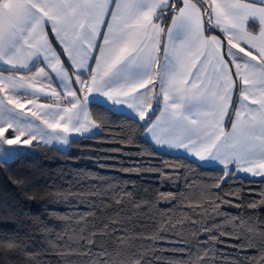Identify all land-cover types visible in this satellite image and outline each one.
<instances>
[{"label":"snow or ice","instance_id":"obj_1","mask_svg":"<svg viewBox=\"0 0 264 264\" xmlns=\"http://www.w3.org/2000/svg\"><path fill=\"white\" fill-rule=\"evenodd\" d=\"M57 87L67 98L65 106L37 103L41 96L58 100ZM0 93L3 144H16L23 136L28 145L33 140L67 144L73 133L95 138L106 120L102 112L89 113L90 102L114 114L131 110L137 122L145 121L142 127L153 146L184 149V156L199 166H222L221 178L239 172L264 177V0H0ZM25 104L36 109L29 110L30 117L24 115ZM18 154L0 148L5 163ZM108 195L119 204L132 193ZM209 198L213 222L199 227L208 233L200 242L208 245L206 251H212L219 236L234 234L223 229L234 217L216 223L211 212L219 209V196ZM133 204L136 209L148 204L151 213L155 201ZM168 211L159 210L161 219L151 233L155 239L164 238L159 232ZM120 216L117 211L99 229L87 232L86 221L77 234L80 243L61 254L87 257L86 264H125L114 257L121 256V246L130 238L126 232L112 237L118 241L112 253L90 247L97 232H116L110 225L121 223ZM260 235L258 245L251 238L235 245L257 249L237 264H264V230ZM20 247L13 235H0V252Z\"/></svg>","mask_w":264,"mask_h":264},{"label":"trees","instance_id":"obj_2","mask_svg":"<svg viewBox=\"0 0 264 264\" xmlns=\"http://www.w3.org/2000/svg\"><path fill=\"white\" fill-rule=\"evenodd\" d=\"M86 107L90 114L102 112L106 120L95 138L73 139L67 151L34 143L29 152L0 162V235L11 234L21 245L16 251L0 252V264H86L87 257L61 253L80 243L77 234L86 221L90 223L85 232L99 229L117 211L121 223L110 225L116 232L112 236L97 232L90 247L112 253L118 244L112 237L126 232L130 238L121 246V256L114 257L125 264H134L137 257L139 264H237L257 251L235 245L245 238L257 245L261 241V180L239 173L221 178V168L199 166L153 146L145 138V121L104 112L90 102ZM205 188L206 193L202 192ZM117 191L132 196L122 197L117 204L108 195ZM91 192L103 194L76 195ZM211 194L219 196V209L211 212L215 222L234 217L223 224L225 232L234 234L219 236L212 242V251H206L208 245L200 242L208 233L199 232V227L213 222L207 210L213 203ZM133 201H155V206L148 213V204L136 209ZM165 209L169 211L163 214L165 222L159 232L164 238L155 239L151 233L161 219L159 210ZM216 211H223L224 216L215 215ZM92 212L95 215L86 221L78 219Z\"/></svg>","mask_w":264,"mask_h":264},{"label":"crops","instance_id":"obj_3","mask_svg":"<svg viewBox=\"0 0 264 264\" xmlns=\"http://www.w3.org/2000/svg\"><path fill=\"white\" fill-rule=\"evenodd\" d=\"M204 20L206 21L207 20V17H204ZM214 22V21H213ZM205 27H207V24L205 23ZM219 32V29L216 30V32ZM214 34H217V33H214ZM52 33H49V39L51 40L52 39ZM205 35H207V32L205 33ZM53 44H55V41H53ZM47 71V69H46ZM3 75L5 76H9V75H19L20 73H16V72H3L2 73ZM69 76H71V73H69ZM57 92L59 93H63L61 91V89L59 87H57ZM3 95L0 93V97H2ZM233 99H235V97L233 96ZM89 101H91V95L89 96ZM21 103H24V98H21ZM37 103H58L61 107L65 106L66 104L65 103H62L60 104V102L57 101V99L55 98H49V97H45V96H41L40 99L37 101ZM9 107H12L11 105H9ZM117 107H126V106H117ZM29 110H32V111H35L36 109L34 108V106L32 104H25V108H24V115L26 116H29L30 117V111ZM17 111H20V109H17ZM229 111H231V109H229ZM128 116H130L131 118L133 119H136L134 116L131 115V110H129ZM39 123V122H37ZM225 124L227 125V119H225ZM229 129L227 127H225V131H228ZM93 131H95V129H93ZM98 133V132H97ZM96 133V134H97ZM87 135H90V134H85V136ZM76 138H84V136H78V137H74V139ZM145 138L149 141V139L145 136ZM150 142V141H149ZM153 144V143H152ZM57 148H60L59 145L56 146ZM157 147L158 149L164 151V152H167V153H170V154H175V155H180V156H184V149H173V150H164L163 147L161 146H155ZM190 159V156L187 157ZM196 162V161H195ZM201 164L203 162H200ZM210 167H219L217 165H212ZM241 175L249 178V179H252V180H264V177H260V176H255V177H252L251 174L249 173H243V172H239Z\"/></svg>","mask_w":264,"mask_h":264},{"label":"rangeland","instance_id":"obj_4","mask_svg":"<svg viewBox=\"0 0 264 264\" xmlns=\"http://www.w3.org/2000/svg\"><path fill=\"white\" fill-rule=\"evenodd\" d=\"M2 95H4L3 93H1ZM77 95L78 96H80L81 98H82V93H77ZM46 97V96H45ZM56 99V98H55ZM58 102H60V104H62V103H67V98H65L64 96H63V93H60V98L57 100ZM153 106H155V105H153ZM149 115H151V112H149ZM11 131V129H9L8 130V132H5L4 133V135L5 136H8L9 135V132ZM99 133V132H98ZM97 133V134H98ZM96 134V135H97ZM79 135L78 134H75V133H73V134H70L69 136H68V143L67 144H61L59 141H53L52 143H50V144H44L42 141H38V140H33L32 141V143L30 144V145H28V144H24L23 143V141L25 140V139H27V136H23V137H21L20 138V141L18 142V143H16V144H12V145H8V144H3V143H0V148H2L3 150H5V151H16V152H18L19 154H21V153H24V152H29L31 149H32V145L34 144V143H41L42 145H46V146H49V147H52V148H56V149H58V150H61V151H67L68 150V148H69V146H70V143H71V141L74 139V137H78ZM76 139H80V138H76ZM57 145H59L60 146V148H57L56 146ZM18 154V155H19ZM17 156V155H16ZM12 160V159H11ZM10 161V160H9ZM0 162H3V160L2 159H0ZM217 168H222V166H219V167H217ZM240 174V173H239Z\"/></svg>","mask_w":264,"mask_h":264}]
</instances>
